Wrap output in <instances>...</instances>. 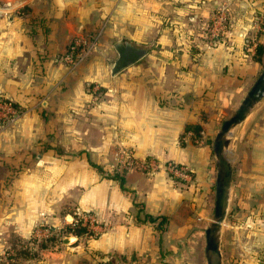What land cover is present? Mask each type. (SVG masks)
<instances>
[{"label":"crops","instance_id":"obj_1","mask_svg":"<svg viewBox=\"0 0 264 264\" xmlns=\"http://www.w3.org/2000/svg\"><path fill=\"white\" fill-rule=\"evenodd\" d=\"M221 1L0 0V99L19 113L10 126L0 123V251L28 240L40 223L71 224L73 212L62 214L66 206L103 222L112 212L129 213L131 194L108 177L126 168V185L146 210L168 217L163 247L152 226L130 218L95 239L72 235L64 251L50 254L206 264L204 248L195 252L192 244L204 243L214 209L213 142L259 64L243 51L248 27L232 23L227 41L193 52L177 25L190 13L210 15ZM97 34L96 51L71 70L62 58L69 45ZM121 41L149 49L114 75ZM189 124L201 126L199 137L185 131ZM230 139V201L234 191L239 197L234 244L244 233L248 255L230 264H254V255L264 253V99ZM168 164L186 168L190 179L176 181ZM188 253L197 254L196 263L184 259Z\"/></svg>","mask_w":264,"mask_h":264},{"label":"rangeland","instance_id":"obj_2","mask_svg":"<svg viewBox=\"0 0 264 264\" xmlns=\"http://www.w3.org/2000/svg\"><path fill=\"white\" fill-rule=\"evenodd\" d=\"M189 16L192 19H187L186 17H183L181 22V26H178V32L177 34L181 36V39L185 40L191 48L193 52H196L201 48L202 46H213L215 43H219L220 41H227L228 39V29L229 26L233 24H237V26H240V28L248 27L249 31H245L244 36V46L243 51L250 50L251 54H247L250 57L254 56L256 53L257 45L260 43L264 46V0H251V7H248V1L247 6L245 3V0H236V3L234 4V7L232 5L231 0H222L220 4L215 8V10H212L211 14L208 16H198L197 14H189ZM234 21V22H233ZM149 46V45H148ZM253 59V57H252ZM261 61L257 62L253 59L254 62L259 64V73L264 68V51L260 56ZM234 111H229L227 116L222 119L221 124L217 127L218 131L220 130V127L222 123L228 119ZM10 126V125H7ZM232 148L230 147L228 149V156L231 159L233 152ZM118 161V160H117ZM0 176H2L0 174ZM179 181H185L183 178L179 177ZM244 195H240V197H243ZM236 196L235 191L233 192L232 200L230 201L229 211L226 218V221L223 225L222 229V239H221V252H222V258L224 259V264H230L237 261V259H244L248 255L243 254L245 251V241H244V233L241 235L240 242L238 244H234L235 240V221L234 217L236 212L239 213V207L236 205ZM239 198V197H238ZM215 200V197H214ZM237 207V209H236ZM70 209V212H74L72 206H66L64 210H62V214L66 212V210ZM92 213V212H91ZM213 215H214V209L209 213V220L210 224L213 221ZM80 216V214H79ZM81 218L85 221L84 224H87V231L89 235L83 236L81 238L83 239H95L91 237L93 235L94 237L97 236L100 237L104 232L109 231L110 229L118 228L112 224H110L108 221L103 222L98 217H96L95 214H91V216H81ZM76 220L73 219V222L71 224L62 223L60 226L57 227L59 230H50L51 225L47 222L40 223L37 228L36 232L31 236L28 240H25L21 243V245L24 247V249H31L35 248L37 252L36 257H29L25 256L21 249L20 241L18 240L14 246H10L7 249H4L3 251H0V264H33L32 261H40V264H68L70 261H72V264H106L107 261H113L115 263L116 258H119V262L122 264H132L128 263L129 260L125 256H114L109 257L108 255H90L88 258L82 257L81 259L72 260L70 258V255L65 256L61 252V257H54L50 252L57 253L60 251H64L63 248L69 245L72 240L68 243L66 242L68 239H71L72 234H70L67 226L73 225ZM238 227L241 224V221L237 220ZM120 227V226H119ZM166 231V230H165ZM164 231V232H165ZM243 231V228H242ZM55 237V239L50 242L48 245L49 247L47 249H40L38 248L39 245L33 242V239H49L51 237ZM154 236L156 237V246L161 248L162 245V235H158L154 232ZM193 246H195L194 251L199 248L201 252L202 247L205 248V240L204 243H199L197 239H193ZM32 241V242H31ZM204 245V246H203ZM238 247L236 250V254H232L233 247ZM241 251V253H240ZM201 254V253H200ZM111 256V255H110ZM109 257V258H108ZM121 257V258H120ZM196 263L197 260V254H194V257L192 255H185V260H189V262ZM254 258H256L254 264H264V253H261L260 251L254 255ZM136 260V264H155L156 262H151V259L147 258H134L133 261ZM245 264V262L243 263Z\"/></svg>","mask_w":264,"mask_h":264},{"label":"water","instance_id":"obj_3","mask_svg":"<svg viewBox=\"0 0 264 264\" xmlns=\"http://www.w3.org/2000/svg\"><path fill=\"white\" fill-rule=\"evenodd\" d=\"M118 53L112 69V74L138 62L148 52L149 47L135 45L130 41H121L115 45ZM264 99V68L258 75L244 98L234 111L226 119L213 142V155L216 167L214 215L212 223L205 230V260L206 264H223L221 252L222 229L226 221L229 206L230 193L233 183L234 169L228 156L231 144V135L234 129L241 125L250 115L251 111ZM68 239L66 242H70Z\"/></svg>","mask_w":264,"mask_h":264},{"label":"trees","instance_id":"obj_4","mask_svg":"<svg viewBox=\"0 0 264 264\" xmlns=\"http://www.w3.org/2000/svg\"><path fill=\"white\" fill-rule=\"evenodd\" d=\"M264 51V46L262 44H258L257 45V49H256V53L253 57V59L257 62H260V56ZM251 51L248 50L245 51L246 54H251ZM15 106V105H14ZM185 131H191L193 133H195L198 137L201 135V131L202 128L199 125H187L185 128ZM95 166L99 171H101L103 174H105V171H103L101 169V167L97 166V165H93ZM127 172L126 168H123L121 171H119L118 169H115L114 172L112 174H109L108 177L112 178L116 181H118L121 190L129 195L131 194V198H132V211H130L129 213H123V214H119L116 212H112L109 214L107 220L110 224L119 227V226H123L125 225L130 218H132L134 220V222L138 225H150L152 226L153 230L155 233H157L159 236L162 235L164 233V231L166 230L167 224H168V217L165 215H152L150 214L147 210H146V204L144 203V201H142V199H139L135 193L133 191H131L127 185H126V179H125V174ZM176 181H179V179H175ZM73 217L76 220L75 223H73V225H69L67 226L70 234L74 235L75 237L81 238L83 236L89 235L88 231H87V224H84V220L81 218V216H91V212H78V211H74L73 213ZM80 214V216H79ZM50 230H58L57 227H50ZM59 231V230H58ZM91 237L93 238H97V236H93L91 235ZM55 239V237H51L49 239H42V240H38V239H33V242L38 244L40 249H47L49 247V243L52 242ZM23 241H20V245ZM32 242V241H31ZM20 251L23 252V254L25 256H29V257H36L37 256V252L35 250V248H31V249H24V247L21 245V249ZM117 255H111L109 257H114ZM108 257V258H109ZM119 257V256H118ZM116 261L115 263L113 261H107L106 264H122L121 262H119V258L115 257ZM121 258V257H120Z\"/></svg>","mask_w":264,"mask_h":264},{"label":"built area","instance_id":"obj_5","mask_svg":"<svg viewBox=\"0 0 264 264\" xmlns=\"http://www.w3.org/2000/svg\"><path fill=\"white\" fill-rule=\"evenodd\" d=\"M99 34L93 38H78L74 40L62 56L63 61L71 70H75L79 65L85 62L98 46ZM19 113L10 100L0 99V123L1 125H11L16 122ZM128 158V157H127ZM154 166V165H152ZM167 170L174 176L181 177L184 180L190 179L188 170L184 167H178L174 164H168Z\"/></svg>","mask_w":264,"mask_h":264}]
</instances>
